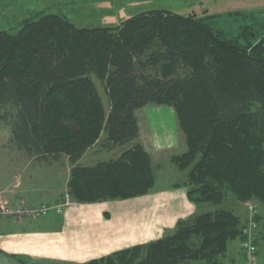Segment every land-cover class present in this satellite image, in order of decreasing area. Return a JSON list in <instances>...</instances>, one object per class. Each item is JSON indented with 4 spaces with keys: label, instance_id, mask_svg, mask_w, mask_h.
Masks as SVG:
<instances>
[{
    "label": "trees",
    "instance_id": "1",
    "mask_svg": "<svg viewBox=\"0 0 264 264\" xmlns=\"http://www.w3.org/2000/svg\"><path fill=\"white\" fill-rule=\"evenodd\" d=\"M212 17L152 9L118 25L79 27L63 10L41 11L16 32L0 30V123L24 156L45 166L67 159L71 202L124 200L150 193L157 181L158 166L138 142V112L169 105L187 146L171 156L187 171L174 186L186 187L196 204L233 198L264 205V24L233 36ZM98 146L102 153L125 149L83 162ZM255 220L259 246L264 215ZM246 227L222 207L78 264H224Z\"/></svg>",
    "mask_w": 264,
    "mask_h": 264
},
{
    "label": "rangeland",
    "instance_id": "2",
    "mask_svg": "<svg viewBox=\"0 0 264 264\" xmlns=\"http://www.w3.org/2000/svg\"><path fill=\"white\" fill-rule=\"evenodd\" d=\"M152 9H166L185 15H212L215 26L224 29L233 36L238 35L243 26H253L256 29L259 23L264 24V0H0V30L16 32L22 27L23 20L36 19L41 11L49 13L63 10L73 18L79 27H97L118 25L139 12ZM96 81L104 103L109 108V97L105 87L98 80ZM138 114L141 129L138 142L149 150L154 165L158 166L155 189L184 182L187 171L177 168L171 162L173 154L182 153L187 149L174 108L169 105L152 104L144 110H140ZM10 138V127L0 123V188L7 185L3 188L5 191L0 197V203L14 205L20 200H25L31 207L42 206L32 205L25 198L11 202L9 196L14 193L10 191L16 187V180L17 182L21 181L25 187L28 186L31 193L40 199H43L41 196L47 200L61 195L60 199H69L67 189L61 188L62 179L64 178L65 182H68L69 179L70 164L68 161L64 159L60 164L45 166L26 156H23L21 160H16L15 158L19 156L16 153L13 155L15 146ZM123 149L125 147H120L113 152L102 153L101 146H98L95 151L91 150L86 154L84 162L92 163L98 157L114 158ZM94 152H100L101 156L97 155L94 158ZM33 185H36L37 188H34ZM4 197H7L6 200ZM69 202L73 203L70 199ZM199 204L203 207L202 212L215 211L222 207L232 208L245 224L248 216L255 209L264 215V205L256 200L239 203L233 198H229L222 204L211 202ZM53 212L55 211L51 210L48 216ZM23 217H29L32 220L38 218L33 221H40L44 216ZM259 228L258 226L253 232L256 238ZM243 239H235L231 242L229 256L224 259V264H242L240 244ZM230 256H234L235 259L232 260ZM257 264H264V239L260 241Z\"/></svg>",
    "mask_w": 264,
    "mask_h": 264
},
{
    "label": "crops",
    "instance_id": "3",
    "mask_svg": "<svg viewBox=\"0 0 264 264\" xmlns=\"http://www.w3.org/2000/svg\"><path fill=\"white\" fill-rule=\"evenodd\" d=\"M95 149H89L82 161L87 153ZM14 153L19 156L14 157L16 160L24 156L16 148ZM97 155L101 156V153L94 152V158ZM66 182L64 178L61 181L64 190L67 189ZM6 186L0 188V197ZM15 186L10 191L14 193L9 196L11 202L25 198L32 205L47 203L54 206L67 200L60 199L62 195L47 200L41 196L43 199H40L21 181L16 180ZM33 187L37 188L36 185ZM202 210L200 204L188 198L186 187L169 185L124 200L71 203L64 207L62 213L53 212L40 221L29 217H1L0 264L83 263L158 239L172 231L180 220Z\"/></svg>",
    "mask_w": 264,
    "mask_h": 264
},
{
    "label": "built area",
    "instance_id": "4",
    "mask_svg": "<svg viewBox=\"0 0 264 264\" xmlns=\"http://www.w3.org/2000/svg\"><path fill=\"white\" fill-rule=\"evenodd\" d=\"M70 204L69 199L58 205L49 206L42 205L38 208L31 207L25 200H20L14 205L0 203V217H42L48 215L51 210L60 214L63 212L65 206ZM250 205V204H249ZM252 205H250L251 207ZM254 208V206H252ZM258 214V210H253V213L248 216L246 222V235L241 241L240 249L244 254V260L242 264H257L259 246L257 244V238L253 235V232L258 228L259 224L255 220V216Z\"/></svg>",
    "mask_w": 264,
    "mask_h": 264
}]
</instances>
